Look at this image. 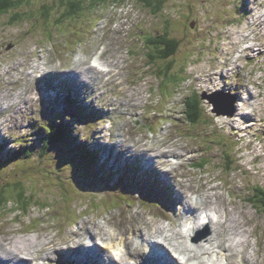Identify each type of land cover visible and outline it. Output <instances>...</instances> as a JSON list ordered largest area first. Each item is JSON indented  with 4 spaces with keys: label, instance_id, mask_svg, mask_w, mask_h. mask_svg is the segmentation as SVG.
<instances>
[{
    "label": "rangeland",
    "instance_id": "1",
    "mask_svg": "<svg viewBox=\"0 0 264 264\" xmlns=\"http://www.w3.org/2000/svg\"><path fill=\"white\" fill-rule=\"evenodd\" d=\"M152 1L155 4L153 6L128 0L103 4L101 8L96 6V9L91 8V4L87 14L67 17L65 22H57L53 18H42L40 13L45 3L53 4L55 0H34L32 4L24 0L20 11L22 15L19 8L18 11L15 9L0 16V113L3 114L0 122V146L3 143L6 145L3 152H0V162H6L1 160L6 158L8 151L17 152L23 145L30 144L39 150L43 146V139L37 129L43 124L59 125L61 120L69 126H80L76 125L78 131L71 134L72 139H77H73L75 142L86 145L92 153L94 150L90 149H99V152H95L99 157L91 163L95 172L92 174L82 169L88 168L87 161L79 159L77 164L79 154L72 155L73 145L61 141L51 147L50 154L56 155V159L47 158L43 167L55 165L58 158L65 163L70 161V166L66 163L68 169L62 166L58 168L65 176L60 175L56 167L41 171L40 165L44 164L42 160L26 171L8 169L6 165V169L0 170V189L7 188L6 184L13 185L14 181L20 179L29 195H35L33 184L37 183L36 178L42 172L45 174L41 176L49 179L53 188L60 183L63 185V180L69 184L65 190L59 188L51 194V198L47 200L50 209L47 208L49 206L43 209L42 204H35L25 214L20 209L7 213L0 207V241L7 247L15 241L23 242L26 248L23 256H27L31 246L38 245L34 252L37 261L42 263L46 252H52L51 255L57 260L67 250L80 244L75 241V237H71L84 223L95 231L104 227L106 232H110V236L104 234L105 238L121 235L130 241L134 231L141 228L149 231L154 240L155 234L151 231L156 226H167L168 230L174 227L179 229L180 224L185 223L181 216L186 207L182 203L186 192L189 201L204 204L214 199L222 202L230 215L241 218L231 223L234 228H238L239 233L246 230L245 237L249 238V242L241 243L240 248L245 247L242 252L257 257L261 263L264 261V211L256 209L248 201L252 190L249 188V179L252 185L264 187V137L259 142L251 135H259L262 132L260 129L264 130V15L260 17L264 12L260 4L263 3L264 6V0ZM31 10H38L33 17L29 13ZM156 11L159 15L155 14ZM239 19L243 20V24L238 22ZM164 20H171L169 34L180 39V48L171 58L164 61L157 58L160 60L149 63L144 51V41L148 37L162 34L163 24L159 23ZM192 21L196 22L193 28L190 27ZM53 24L57 25L53 27ZM247 26L248 31L252 28L249 46L257 44L259 48L257 46L254 51L248 48L247 51L240 52L237 48L241 45V38L248 33ZM78 40L82 41L74 45ZM99 54L103 62L112 63L115 68L120 69V85L103 81L102 74L87 75L80 71L89 67V59ZM251 54L253 56L250 59ZM77 60L81 62L80 65ZM171 61L172 68L167 70ZM72 70L76 73L75 79L59 77L57 81L55 75L60 71H66L63 73L65 75ZM41 75H54L43 77L50 81L47 85L44 80L37 85L38 92L49 87L46 89V101L35 93ZM80 84L82 92L84 87V94H88H85L84 99L80 93L70 94L71 89L77 92ZM257 84L261 88L257 89ZM215 90L229 93L238 91L240 102L242 103L241 99H247V105L244 108L241 106L239 110L237 107L236 116L214 118L208 109L203 112L206 114L204 121H189L186 117L185 100L196 93L200 95L203 91L212 93ZM250 90L261 92V95L253 98ZM100 95L103 98L99 101ZM105 96H109L111 101L122 102L110 106ZM133 96L144 97L138 101L140 104L137 107ZM61 97L74 99L79 110L68 104L67 112H59L61 106L56 107L54 103L47 105V102L55 101L65 104ZM226 99H230L229 94ZM8 101L11 104L16 102L18 106L12 108ZM101 101L110 108L116 106L121 110L117 112L115 109L99 107L98 111L93 107L95 118L91 119L90 110L88 107L85 109L83 103L100 106ZM258 101L261 102V111L256 112L249 130L247 119H243L245 116L241 111L247 117L246 111L251 110L252 102L256 105ZM204 103L208 107L209 104ZM28 112L33 119H45L44 122L32 121ZM260 119L262 120L259 121ZM21 122L25 123L26 128ZM110 122H113V126L105 131L111 126ZM131 128L135 131L129 132ZM41 132L47 133V128ZM119 134H123L125 138H121ZM220 134H228L232 147L229 149L231 158L236 160L234 165L223 163L227 162L223 154L226 149H222L220 145L224 143ZM166 140L178 142L179 146L173 147L181 153L183 159L175 157L172 158L174 163L162 165V174H159L158 169L150 171V166L159 164V160L156 156H152L154 159L146 158L144 150L156 153L158 144ZM84 153L87 155L86 151ZM203 156H207L210 162L203 168H198L195 163L201 161ZM131 166H138L137 171ZM97 169L108 171L105 172L106 175H100ZM112 170L116 173L110 178L107 173ZM245 171L248 172L245 174ZM155 173L160 176L163 189L153 181ZM102 177L109 182H100ZM171 188L174 192L172 198L178 199L170 206H165L160 199L170 197ZM93 196L105 204L90 208ZM12 207H15V203H9L6 208ZM4 212L7 214L3 215ZM230 215L223 213L222 217L227 220ZM83 232L78 235L86 234L87 243L91 240V235ZM196 234L200 237L196 238ZM208 234V230L196 229L187 237H190L191 242L200 241ZM97 240L101 238L97 237ZM162 240L160 238L159 242H163ZM137 243L136 248L135 242L131 245L133 251L127 252L144 251L152 255L153 252L149 251L151 247L154 252L162 253L158 250H162V246L152 247L142 237L137 236ZM164 244L169 248L166 242ZM227 244L230 247L235 242L233 240ZM183 245L176 249L183 250ZM173 247L170 249L174 250ZM169 254L163 256L162 261L169 258L178 263L174 256L176 254L173 253L172 257ZM210 254L212 253H206L202 259L209 261L208 258H212ZM46 264L52 263L47 260ZM53 264L67 263L57 260Z\"/></svg>",
    "mask_w": 264,
    "mask_h": 264
},
{
    "label": "bare ground",
    "instance_id": "2",
    "mask_svg": "<svg viewBox=\"0 0 264 264\" xmlns=\"http://www.w3.org/2000/svg\"><path fill=\"white\" fill-rule=\"evenodd\" d=\"M244 16H245V13L243 12L242 17H244ZM260 25H261V23H260ZM257 46L258 45L255 44L253 46V48L256 49L255 47H257ZM258 48H259V46H258ZM112 70L115 72L114 69H112ZM99 74L103 75L104 73H103V71H99ZM105 75L106 76L109 75V71H107ZM42 80H44V82L46 84H48L50 82L48 79H45V78H43ZM88 82L90 83V81H88ZM124 88H125V86L123 87V89ZM257 89H259V88L257 87ZM258 93H261V92H258ZM86 95H88V94H86ZM218 96L222 97V96H224V94L223 95L219 94ZM133 97H134V101H137L136 107L140 104L138 101H140L141 99L144 98L142 96H133ZM240 103L241 102L239 101L237 104L238 109H240V106L243 105V107H244V105H245V102H243V101L241 104ZM50 104H51V102H47L48 106H50ZM231 104H232V102H231ZM233 104L236 105V103H233ZM241 112L244 116H246L244 111H241ZM50 123H53V122H50ZM71 134H69V135H71ZM48 136H50V135H48ZM173 140H175V139H173ZM173 140L165 141V142L158 144V148H160V147H162V148H160V149L157 148L156 153H153V152H151V150H148V149L144 150L145 155L148 156L149 159H154L152 156H156L159 160V162H158L159 164H153L150 166V171L153 169H158L159 174H162V172H164L162 165H169L171 163H174L172 161V158H175V157H178V159H181V160L183 159L181 153H179L178 150L173 147L175 145L179 146L178 142H174ZM171 143H172V145H171ZM85 147H86V145H85ZM90 150H94V153L90 152L87 149V147L85 149V151L87 153L86 157H87V159L90 160V163H92L93 161L97 160L96 157H99V154L95 155V152H99V149H90ZM140 154H142V153H140ZM137 167L138 166L134 167V169L136 171H137ZM98 169H97V171L100 173V175L101 174L106 175L105 172L108 171L107 169H104V171H99ZM114 170L110 171L112 176L115 175V173H116V172H114ZM155 175H156V177H154L153 180L159 181L160 176L157 175L156 173H155ZM172 195L174 196L173 190H172ZM179 196H182V195L180 194ZM183 197H184V200L182 203H183L184 207L185 206L186 207H185L184 212L182 213L183 216H181V218L184 219V221L186 223L180 224L179 229L174 227V228H171L168 230L167 226H156L151 231V233L155 234L154 240L152 239V237L148 233L149 231L147 232L141 228L136 229L134 231V234H136L137 236L142 237L143 239L147 240L148 243L150 242L151 243L150 246H152V247H157L159 245L162 246V254L161 253L158 254V257H160V259H158L159 264H177L176 261L169 259V258H166V259L164 258L165 259L164 262L161 260V258L163 256L168 255L169 253H170L169 256H171V257L173 256V253H175L176 255L178 254L181 257L182 260H181V262H178V264H186L187 261H190L189 263H192V264H209V261L202 259V257L205 256L206 253L220 254V256L218 257V262H220V264H226V263L227 264H241L242 262L246 263V264H264V261H262V263H261L257 257L249 255V253L242 252V249H244L245 247L240 248L241 243L248 244V242H249V238L247 236L245 237V231L246 230L244 229L241 233H239L238 228L233 227L231 222H237L241 218L230 215V213L227 211L225 205L222 202L211 199L210 201H208L204 204H199V203L194 202V201H189V198H188L189 196L187 195L186 192H184ZM176 199H178V198L176 197ZM223 213L226 214L227 216L230 215V217L227 220H224V218L222 217ZM89 220L91 221V219H89ZM155 221H156V223H159L157 220H155ZM246 222L247 221H245V223ZM188 224H190V227L187 230H185L186 225H188ZM87 225L88 224H86V223L82 224L80 226L79 230L77 231V233L80 234L83 231H85L89 236L91 235V240L89 242L85 243L86 242L85 241V235L86 234L80 235V238H79L80 244L76 247H73L74 253H75L74 260L78 261V262L83 261L84 264H121L122 256H118L117 258L113 255L111 256L110 251L106 247L99 245L97 243V241L95 240V238L98 236H102L101 239L103 241L109 240V239H105V237H104V234H109L108 232H106V229L101 226L100 231H95V230H91L92 228L90 229ZM196 229H198L199 231L200 230L202 231V229L208 230L209 234H208V236H206L204 239H202L200 241L193 240L191 242V241H189L190 237H187V236L191 235V233H194V231ZM175 231H176V233H175ZM185 231H187V232H185ZM184 235H186L187 238L184 237ZM199 237H200V235L196 234V238H199ZM160 238L163 239L162 241L164 243L166 242V244L168 245L169 248H167L163 242H159ZM233 240H234L235 244H233L230 247L229 246L227 247L226 244L227 243L229 244L230 241H233ZM76 241H78L77 238H76ZM123 241L127 242V238L121 236L119 243L122 245ZM195 241H197V242H195ZM7 244H9V243H7ZM21 244H22V246H21ZM182 244H184L183 248H182L183 250L176 249V248H180L182 246ZM37 246L38 245L31 246L29 248V250H30L29 256L30 257H24V256H21V253H23L26 249L23 245V242L15 241L14 243H12L10 245V247H7L6 245L2 244V242L0 241V248L3 247L0 249V264H46L47 260L51 262L55 259V257H53L51 255L52 252H46L42 257L43 258L42 263H34V259L31 257H33V254H34L33 252H35ZM170 247H173L174 250H171ZM249 249H250V247H249ZM70 250L71 249H69L68 251H70ZM158 250L161 251V249H158ZM153 251H155V250H153ZM224 252H226V253H224ZM64 257L66 260H69V256H67V251L65 252ZM90 257H93V259H91ZM208 259H210V258H208ZM150 260H151V257H150ZM123 264H131V262L124 261ZM149 264H154V263H153V261L152 262L149 261Z\"/></svg>",
    "mask_w": 264,
    "mask_h": 264
},
{
    "label": "trees",
    "instance_id": "3",
    "mask_svg": "<svg viewBox=\"0 0 264 264\" xmlns=\"http://www.w3.org/2000/svg\"><path fill=\"white\" fill-rule=\"evenodd\" d=\"M13 1L15 2L13 3L11 0H0V16L10 11V9L16 8L18 5L23 7L24 0H13ZM28 1H30L31 4L34 2V0H28ZM36 1H39V0H35V2ZM55 1L56 2L53 4L45 3L43 5V7L40 10L42 18L43 17L45 19L53 18L52 20H56L57 22L58 21L65 22L64 19L67 17L75 18V17L81 16V14H84V13L87 14L90 10V9L88 10V7H90L91 4H93L91 8L93 7L94 9H96L95 8L96 6L101 8L103 4L123 2V1H128V0H55ZM136 1L140 3H145L150 6L155 5L154 1L152 0H136ZM37 11H32V10L29 11V13L32 14L31 17H33ZM155 14L159 15L157 11L155 12ZM180 18H182V16ZM166 21L164 20L162 23H159V25L163 24L161 35H154V36L148 37L144 41L146 43L145 44L146 49H144V51L146 53V58L149 59V63L156 62L157 60H160V59L164 61L165 59L171 58V56L180 48V45H181L180 39L174 36H171L169 34L170 29H171L170 26L172 23L171 20L167 21V24H166ZM56 25L57 24H53L52 26L54 27ZM157 58H160V59H157ZM172 65H173L172 61L168 63L167 70L171 69ZM235 92L238 94V91H235ZM201 110H202V113H201ZM185 111H186V117L189 121L199 120V122H201L206 119V116H205L206 114L203 113L205 111V107H203L202 98L197 93L196 95L194 94L193 96H189L185 100ZM45 128H47V133L44 134L41 131L42 129H45ZM37 132H39V134L42 135V139H43L42 149L37 150L35 146H32L29 144V145H23L22 148H19L17 150V152H12L11 150L8 151L6 158L1 160V161H6V162L5 163L0 162L1 171L6 169L5 165L8 167V169L12 168L13 170H16L19 172L26 171V170H29L30 166L33 163H37L38 161L42 160L44 161V164L42 163L40 165L41 171L48 170L51 167H56V170L58 171V173L60 175L65 176L64 172L63 171L61 172V170H58V168L62 166L63 168L68 169L67 164L70 166L69 164L70 161L66 162L67 163L66 164L65 162L61 161L58 158L57 163H55V165L48 167V168L43 167L47 161V158L51 157V159H56L57 157L56 155L52 156L50 154L51 147L52 145H58L57 142L61 141V142H65L66 144L70 146L73 145L72 155L77 156V154H79V156L77 157V164H78L79 159H82L83 161H87L89 165L88 168L82 167V169L88 171L90 174L95 173L92 170L90 160L87 159L84 153L85 146L83 144H79L75 142L74 140H77L76 138H73L74 140L71 138V135H69L71 134L70 128L66 126H62L60 124L59 125L54 124L53 126H45L43 124L37 129ZM262 132H264V130H262ZM262 132H259L260 136L257 134L256 138H260L263 140L264 133L262 134ZM47 134L50 136H48ZM227 135L228 134L226 135L220 134L224 142V143H221L220 145L222 149H226V151H223V154L227 162L223 161V163H225V165L231 166V165H234L236 160L233 161L231 158V153L229 149H232V147L230 146V140ZM3 148H5L4 143H3V146H0V152H3L2 150ZM42 153H44V156H42L43 158L40 159L39 155ZM209 162H210L209 158L207 156H203L201 158V161H198L197 163H195V165L198 168H203L204 165L209 164ZM247 172L248 171H245V174ZM41 174H45V172H42ZM41 174L39 175L38 178H36L37 183L33 184L34 185L33 194L35 195H29L27 188L23 185L20 179L18 181H14L13 185L9 183L6 184L7 188L0 189V207L3 208V210H6L7 213L20 209L25 214H27L29 212L30 207L35 204H39V205L42 204L43 209H44L45 207L49 206V204H47L48 203L47 200L51 198V194L55 190H58L59 188H63L65 190L66 186H69V184L66 183L65 180H63V185L60 183L58 184L57 187L53 188V186L50 185L51 181L41 176ZM50 175L53 177V174H50ZM107 175L110 178L112 176V174L109 172L107 173ZM103 181L109 182V180L104 179V177H102L100 182H103ZM248 183H249V188H252L251 195L248 196V199H249L248 201L252 205H254L256 209H261L262 211H264V187L260 185H255V184L252 185L251 179L248 180ZM9 187L12 189L8 190ZM7 191L11 193L8 194ZM44 197L45 199H42ZM9 203H15V207L7 209L6 207L8 206ZM104 204L105 203H100L99 200L96 198V196H93L92 206L90 208L100 207V205H104ZM47 208L50 209V206ZM6 212H4L3 215L4 214L6 215L7 214ZM85 213H88V212H85Z\"/></svg>",
    "mask_w": 264,
    "mask_h": 264
},
{
    "label": "water",
    "instance_id": "4",
    "mask_svg": "<svg viewBox=\"0 0 264 264\" xmlns=\"http://www.w3.org/2000/svg\"><path fill=\"white\" fill-rule=\"evenodd\" d=\"M13 3L15 1L11 0ZM19 5L14 8V9H10V11H8L7 13L13 12L15 9L18 11L19 9ZM22 8L19 9V13ZM20 15H22L20 13ZM219 94H224V96L219 97ZM230 95V99H226L227 95ZM226 95V96H225ZM202 99H207L213 106V112L217 115H227V116H233L234 112H235V105L233 103H236L237 100V96L233 93H225L224 91H216V92H212V93H207V92H203L202 94ZM232 102V104H231ZM73 129V128H72Z\"/></svg>",
    "mask_w": 264,
    "mask_h": 264
},
{
    "label": "clouds",
    "instance_id": "5",
    "mask_svg": "<svg viewBox=\"0 0 264 264\" xmlns=\"http://www.w3.org/2000/svg\"><path fill=\"white\" fill-rule=\"evenodd\" d=\"M20 8H22V7L20 6ZM4 14H6V13H4ZM4 14H2V15H4ZM2 15H1V16H2ZM188 15H189V14H188ZM12 20H14V17H12ZM49 77H50V76H49ZM71 90H72V89H71ZM48 94H49V93H48ZM50 98H51V99H55L56 97H54V98H53V97H50ZM61 98H62V97H61ZM62 99H63V98H62ZM65 99L69 100L70 98H67V97H66ZM65 99H64V100H65ZM240 108H241V107H240ZM236 109H237V108H236ZM238 110H239V109H238ZM235 111H236V110H235ZM243 119H244V120L247 119V121H249L250 117H249V116H247V117L245 116V117H243ZM62 124H63L64 126L70 128V129H71V133L78 131V128L76 127V125H77L76 122H75L76 125H70V126H69V124H66L65 121H62ZM71 126H73L74 128L72 129ZM77 126L80 128L79 125H77Z\"/></svg>",
    "mask_w": 264,
    "mask_h": 264
},
{
    "label": "flooded vegetation",
    "instance_id": "6",
    "mask_svg": "<svg viewBox=\"0 0 264 264\" xmlns=\"http://www.w3.org/2000/svg\"><path fill=\"white\" fill-rule=\"evenodd\" d=\"M200 38L204 39L206 42L208 41V39H205V38H203V37H200Z\"/></svg>",
    "mask_w": 264,
    "mask_h": 264
}]
</instances>
